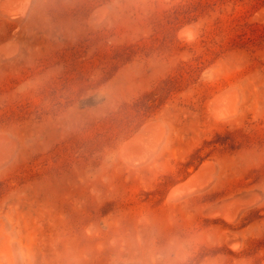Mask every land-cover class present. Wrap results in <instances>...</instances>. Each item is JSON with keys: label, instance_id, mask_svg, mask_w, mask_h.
<instances>
[{"label": "rangeland", "instance_id": "1", "mask_svg": "<svg viewBox=\"0 0 264 264\" xmlns=\"http://www.w3.org/2000/svg\"><path fill=\"white\" fill-rule=\"evenodd\" d=\"M31 5L0 17L2 263L264 264V0Z\"/></svg>", "mask_w": 264, "mask_h": 264}, {"label": "bare ground", "instance_id": "2", "mask_svg": "<svg viewBox=\"0 0 264 264\" xmlns=\"http://www.w3.org/2000/svg\"><path fill=\"white\" fill-rule=\"evenodd\" d=\"M31 3H32V0H0V17H2V18H4V19H6V20H8V21H10V22H17V23H19L22 19H24V17L27 15V12H28V10L30 9V6H32L31 5ZM105 8V7H104ZM109 11V10H108ZM107 12V11H106ZM260 14V13H259ZM102 15V14H101ZM263 15V14H262ZM92 19V18H91ZM95 19V18H94ZM93 19V20H94ZM264 19V18H263ZM101 21V20H100ZM95 25V24H94ZM188 31V29H185V28H183V30L182 31ZM182 31H180V36L181 35H185L186 34V38H190L191 37V35H187V33H185V32H182ZM194 35V34H193ZM179 36V35H178ZM195 36V35H194ZM182 37H184L185 38V36H182ZM181 37V38H182ZM192 38H194V37H192ZM189 41V40H188ZM12 42V41H11ZM17 45V44H16ZM9 53V52H8ZM7 56V55H6ZM11 57V56H10ZM238 91V90H237ZM226 92V91H225ZM236 92V91H235ZM239 92V91H238ZM231 96H233V94H231ZM215 97V96H214ZM219 99V98H218ZM218 99H215V102H216V100H218ZM226 99V98H225ZM220 100V99H219ZM218 100V101H219ZM228 100V99H227ZM217 101V102H218ZM226 101V100H225ZM217 102H216V104H217ZM236 104V103H235ZM215 105V104H214ZM233 107H234V105H233ZM235 108H236V106H235ZM225 110H226V108H225ZM230 110V109H229ZM219 113H221V111L219 112ZM219 113H218V116H220L219 115ZM225 114V113H224ZM226 115V114H225ZM235 115V114H234ZM229 118V117H228ZM216 120V119H215ZM153 122V121H152ZM155 124V123H154ZM156 124H157V122H156ZM145 127V126H144ZM148 127H150V126H148ZM148 127H146L145 129H147ZM152 127H153V125H152ZM141 131L143 132V130L141 129ZM140 131V132H141ZM140 133V135L141 134H143V133ZM5 134H7V133H5ZM139 135V134H138ZM2 137V136H1ZM139 136H137V137H135V138H133V139H131V140H128V142L127 143H125V145H124V149L125 150H127L126 151V153L128 152V155H127V157H126V159H127V161L129 162V164H131V165H138V164H140V163H142V162H144L145 160V158L144 157H142L141 155V153H139V152H133V151H135V143H136V141L139 139L138 138ZM7 141V140H6ZM6 143H8V142H6ZM160 146V145H159ZM124 149H123V151H124ZM157 149V148H156ZM131 152H133V154L135 155V156H133V155H131L130 153ZM125 153V154H126ZM151 159V158H150ZM149 161V160H148ZM205 163V162H204ZM214 163V162H213ZM206 164V163H205ZM4 166V165H3ZM206 167L207 166H203L201 169H199L194 175H192V177H190L187 181H186V183L185 184H183V185H181V186H178V187H176L175 189H173L172 190V192H171V194H170V196L171 197H178V196H181V195H183V194H185L186 193V195L188 194V193H190V195L192 194V193H195V191L196 190H198V191H200L201 189L200 188H202L204 185H205V183H199V184H197L198 183V179L201 177V175H202V172H204V170L206 169ZM213 178V177H212ZM216 178V177H215ZM210 180V179H209ZM212 180V179H211ZM202 181V180H201ZM206 181V180H205ZM208 182V181H207ZM214 182V181H213ZM210 183H212V182H210L209 181V184ZM209 184H207V185H209ZM205 187V186H204ZM204 187H203V189H204ZM199 193V192H198ZM238 197V196H237ZM232 198H234V197H232ZM241 198V197H240ZM239 198V199H240ZM249 198V197H248ZM251 198V197H250ZM226 200V199H225ZM224 200V201H225ZM248 202V201H247ZM226 203V202H225ZM245 203V202H244ZM228 204H230V203H227V204H225V205H227V206H229ZM241 204V203H240ZM224 205V204H223ZM232 206V205H231ZM223 208H225V206L223 207ZM227 209V208H226ZM225 209V210H226ZM229 209V208H228ZM232 209V208H231ZM243 209V208H242ZM246 209H248V208H246ZM220 210V209H219ZM224 211V210H223ZM214 212H215V210H214ZM236 212V211H235ZM244 212V211H243ZM213 213V212H212ZM216 213V212H215ZM219 213H220V211H219ZM221 213H222V211H221ZM234 213V212H233ZM221 215V214H220ZM236 215V214H235ZM235 215L234 214H229L228 212H226V213H224L223 212V214L221 215V216H223V218L225 219V220H227V221H233L234 219H235ZM242 217V216H241ZM237 218H238V216H237ZM236 220V219H235ZM234 220V221H235ZM1 226V225H0ZM9 246V245H8ZM10 247H11V245H10ZM4 252V250H2V248H0V255H1V253H3ZM12 252V251H11ZM2 261H3V257L2 256H0V264H4V263H2Z\"/></svg>", "mask_w": 264, "mask_h": 264}]
</instances>
